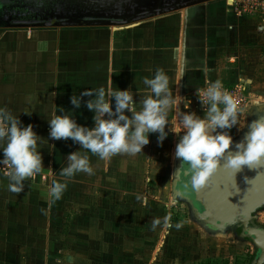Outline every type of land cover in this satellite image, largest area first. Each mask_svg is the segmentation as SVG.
I'll return each mask as SVG.
<instances>
[{"label":"crops","instance_id":"obj_1","mask_svg":"<svg viewBox=\"0 0 264 264\" xmlns=\"http://www.w3.org/2000/svg\"><path fill=\"white\" fill-rule=\"evenodd\" d=\"M204 1L123 26H0V107L18 115L24 125L32 124L42 138L38 141V150L43 164L40 173L25 180L20 193L9 190V180L4 174L6 169L0 168V256L3 252L19 250L20 226L34 232L37 228L40 232L44 220L50 226L51 220L59 215L61 204L68 201L65 196L68 192H63L60 199L52 202L49 190L54 180L66 181L67 187L73 189L75 202L83 203L86 197L82 199L79 189L87 181H91L92 186V182L114 186L117 179L115 173L113 179L110 177L111 172L121 169L125 172L129 168L128 160L134 157L120 153L110 159H100L80 148L71 138H50L48 120L56 113L60 114L61 107L65 111L71 110L69 114L78 124L93 126V112L84 103L91 97H82L81 106L74 108L70 102L72 95L101 86L105 89L131 88L139 110V101L146 95L143 78H151L158 68H162L169 77L171 93L166 130L182 127L181 117L185 113L206 116L207 108L195 109L192 105L191 93L199 79L227 80L221 74L225 66H217L215 62L225 53L222 48L228 44L223 18L228 8L219 1L216 4ZM206 11L209 14L205 15ZM238 127L240 129L235 126L230 129L232 138L246 128H243L241 118ZM154 142L157 153L161 145L157 140ZM73 151L89 156L95 174L79 172L71 178L60 175L61 169L67 166V155ZM115 158L123 160L122 168L114 166ZM129 180L124 177L121 185L114 189L122 195L129 193L131 190L126 188L130 186ZM35 218H40L37 225H34ZM25 243L28 245V241ZM31 249L35 251V248Z\"/></svg>","mask_w":264,"mask_h":264},{"label":"rangeland","instance_id":"obj_2","mask_svg":"<svg viewBox=\"0 0 264 264\" xmlns=\"http://www.w3.org/2000/svg\"><path fill=\"white\" fill-rule=\"evenodd\" d=\"M25 1L33 3L35 9L58 15L60 18L55 17L59 22L69 25L123 26L178 9L165 5L171 0H146L149 7L157 6L142 15L136 13L139 11L135 7L139 4L136 0H89L96 8L85 7L81 11L79 0ZM191 1L180 2L187 5ZM199 1L203 0L193 3ZM208 1H212L211 4L219 1L228 8L223 14L228 44L222 48L225 53L215 64L225 66L221 74L227 80L221 81L223 84L242 88L246 104L240 109L239 118L244 128L251 116L264 115V12L245 16L236 13L226 0L204 2ZM127 11L133 13L129 14L126 24H111L106 19L113 13ZM86 15L94 17L92 22L83 18ZM209 79H199L191 93L195 109L207 108L201 106L197 93L209 82L216 81ZM166 139L167 145H161L156 153L154 141L157 139L153 140L150 133L149 143L128 160L129 168L125 172L122 169L111 172L110 177L115 173L117 179L114 186H103L106 182L103 185L92 182V186L91 181H87L79 189L82 199L86 197L83 203L75 202L73 189L67 187L64 192H68L65 195L68 201L61 204L59 215L51 220V225L47 226L44 220L40 232L37 228L34 232L20 226L19 250L3 252L2 264H241L249 259L253 245L247 236L234 232L236 223L221 231L210 230L195 218L186 198L173 200L175 148L174 140ZM113 161L115 167L122 168L123 160ZM124 177L130 179L127 181L130 186L126 188L131 191L122 195L114 188L121 185ZM39 219L35 218L34 225ZM154 221H159L155 227ZM177 223L182 226L176 228Z\"/></svg>","mask_w":264,"mask_h":264},{"label":"clouds","instance_id":"obj_3","mask_svg":"<svg viewBox=\"0 0 264 264\" xmlns=\"http://www.w3.org/2000/svg\"><path fill=\"white\" fill-rule=\"evenodd\" d=\"M143 84L146 95L139 101V110L131 88L105 89L101 86L72 95L70 102L74 108L81 106L82 97H91L84 103L93 112V126L78 124L69 114L72 111L61 107L60 114L56 113L48 120L50 138H71L80 148L100 159H110L120 153L135 155L141 152L149 143L150 133H156L157 144L162 145L169 131L182 132L175 146V158L187 164L186 172L193 190H199L207 183L221 166V160L223 167L233 170V175L245 165L249 168L264 166V117L248 123V131L233 144L230 129L234 126L240 129V108L237 100L223 90L221 80L209 82L205 89L198 90L200 104L207 107L206 116L185 113L181 117L182 127H168V130L166 113L171 98L168 75L158 68L151 78H143ZM41 139L32 124L24 125L18 115L0 107V168L6 169L4 174L8 177L10 191L22 192L25 180L34 178L43 168L38 150ZM67 161V166L61 169L63 177L71 178L79 172L94 173L87 154L70 152ZM66 188V181L54 180L49 190L52 202L60 199ZM158 223L154 221L153 227ZM175 226L180 228L182 225L177 223Z\"/></svg>","mask_w":264,"mask_h":264},{"label":"water","instance_id":"obj_4","mask_svg":"<svg viewBox=\"0 0 264 264\" xmlns=\"http://www.w3.org/2000/svg\"><path fill=\"white\" fill-rule=\"evenodd\" d=\"M180 1L171 0L168 4L175 3L174 6H171L174 9L190 4L188 2L186 5L183 2L180 3ZM79 3L90 7L89 0H79ZM55 21L56 18H49L44 21V24L69 25L64 21L59 23ZM127 22L125 20L111 24H126ZM40 24L37 22H25L18 25L36 26ZM259 117H264V115L251 116L249 123ZM247 131L248 128L246 126L239 135L233 137V144L240 141ZM181 135L182 133H175L174 137V134L169 132L166 138L171 142L174 140L175 148ZM151 138L156 140L157 134L151 133ZM231 147L230 145V149ZM222 164L223 160H221V166L203 187L199 190H193L190 186V177L186 172L187 164L175 158L172 174V198L174 201L177 200V197L186 198L191 205L195 218L210 230L221 231L234 223H242L244 235L251 238L256 244L258 247L256 258H258L259 262H262L264 260V230L249 227L248 221L252 217V212L264 205V166L249 168L245 165L233 175V170L223 167ZM185 184H188L187 188H185Z\"/></svg>","mask_w":264,"mask_h":264},{"label":"flooded vegetation","instance_id":"obj_5","mask_svg":"<svg viewBox=\"0 0 264 264\" xmlns=\"http://www.w3.org/2000/svg\"><path fill=\"white\" fill-rule=\"evenodd\" d=\"M143 3L140 2L138 4L137 9H139L138 13L139 15L147 13L151 8H155V4H152L153 1H151L149 7L148 4L145 3L146 0H142ZM78 9L83 10L85 8L84 4L78 3ZM175 4V3H174ZM172 3V5H174ZM168 6H172L171 4H166ZM94 6V5H93ZM161 6V5H159ZM94 9L96 7H93ZM86 9V8H85ZM38 9H35L33 3L31 4L29 1L25 0H0V26H10V25H18L23 24L25 22H37V23H44V21L48 20L49 18H56L52 13H47L45 11H41ZM133 12L127 11V13L124 12H117L113 14H109V16L106 17L107 21L113 23V22H122L125 20H128L129 14H132ZM135 13V14H136ZM108 14V13H107ZM59 17V16H58ZM86 18L88 22H92L91 20L94 19V17L91 16H83V18ZM60 18V17H59ZM65 19L67 17H64ZM60 20H57L55 22H59ZM249 227H256L264 230V205L258 207L252 212V217L248 221ZM234 232L241 234L242 237H244L245 233L243 230L242 223L238 222L234 225ZM248 239L251 241L253 245V252L251 253V256L249 259L244 260L245 262H241V264H264V260L262 262L258 261V258H256V254L258 252V247L256 244L252 241L251 238L248 237Z\"/></svg>","mask_w":264,"mask_h":264},{"label":"built area","instance_id":"obj_6","mask_svg":"<svg viewBox=\"0 0 264 264\" xmlns=\"http://www.w3.org/2000/svg\"><path fill=\"white\" fill-rule=\"evenodd\" d=\"M226 2L236 13L241 15L248 16L264 12V0H226ZM205 88H201V90ZM223 90L229 92L237 100L240 109L245 106L246 100L240 86L223 84ZM201 106L206 107L202 104Z\"/></svg>","mask_w":264,"mask_h":264},{"label":"trees","instance_id":"obj_7","mask_svg":"<svg viewBox=\"0 0 264 264\" xmlns=\"http://www.w3.org/2000/svg\"><path fill=\"white\" fill-rule=\"evenodd\" d=\"M195 0H193V1H191V2H189V3H193ZM136 2L137 3H139L140 4V2L142 3L143 1H140V0H136ZM181 3V2H180ZM174 4V3H173ZM94 5V6H93ZM172 5V4H171ZM175 5V4H174ZM173 5V6H174ZM96 5L94 4V3H91L90 2V7H88L87 5L85 6L87 9H91V8H93V7H95ZM94 9V8H93Z\"/></svg>","mask_w":264,"mask_h":264}]
</instances>
